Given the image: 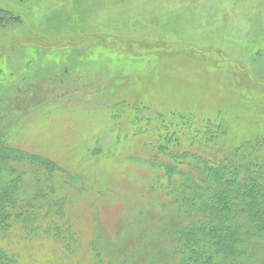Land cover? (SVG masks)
<instances>
[{
    "label": "rangeland",
    "instance_id": "rangeland-1",
    "mask_svg": "<svg viewBox=\"0 0 264 264\" xmlns=\"http://www.w3.org/2000/svg\"><path fill=\"white\" fill-rule=\"evenodd\" d=\"M10 72L41 96L12 119V141L81 175L74 242L12 228L0 241L19 264H187L182 221L153 207L134 155L174 112L223 118L233 141L264 138V0H0V79ZM254 221L243 253L208 264H264Z\"/></svg>",
    "mask_w": 264,
    "mask_h": 264
},
{
    "label": "trees",
    "instance_id": "trees-1",
    "mask_svg": "<svg viewBox=\"0 0 264 264\" xmlns=\"http://www.w3.org/2000/svg\"><path fill=\"white\" fill-rule=\"evenodd\" d=\"M12 75L0 79V239L18 227L24 234L51 233L68 248L75 239L68 190L81 175L12 141V119L41 97L21 92ZM228 130L223 118L164 114L151 124V139L141 148L144 156L134 155L150 168L142 188L153 207L172 210L182 221L175 235L182 238L187 264H208L219 251L243 253L247 225L264 220V138L237 142ZM91 254L99 256L94 250ZM19 262L18 250L0 241V264Z\"/></svg>",
    "mask_w": 264,
    "mask_h": 264
}]
</instances>
